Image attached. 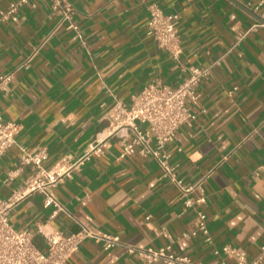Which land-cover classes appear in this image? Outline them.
Returning <instances> with one entry per match:
<instances>
[{"label": "crops", "instance_id": "crops-1", "mask_svg": "<svg viewBox=\"0 0 264 264\" xmlns=\"http://www.w3.org/2000/svg\"><path fill=\"white\" fill-rule=\"evenodd\" d=\"M14 1L0 0V76L10 75L0 88V115L20 131L0 158V201L32 173L19 164L22 152L45 150L44 167L57 169L96 141L105 150L55 188L66 213L52 218L53 208L33 194L9 211L12 228L30 232L41 251L47 242L38 228L66 236L84 226L123 245L103 251L88 239L64 264H140L124 246H170L192 261L219 264L224 256L213 250L228 245L235 255L225 264L256 260L264 246V28L253 25L264 20V0H79L71 21L82 39L59 25L43 0L4 19ZM150 3L178 15L177 59L146 34ZM190 67H210V74L188 105L195 120L165 148L186 186L204 179L193 196L205 204L187 209L152 157L119 158L125 133L109 138L107 117L115 101L129 104L150 84L176 86ZM197 209L206 215L211 244L183 238Z\"/></svg>", "mask_w": 264, "mask_h": 264}, {"label": "built area", "instance_id": "built-area-1", "mask_svg": "<svg viewBox=\"0 0 264 264\" xmlns=\"http://www.w3.org/2000/svg\"><path fill=\"white\" fill-rule=\"evenodd\" d=\"M31 0H15L9 5L8 11L3 16L17 11L22 6L34 7ZM49 5L51 15L59 19V25L67 24V29L72 30L79 39H82L81 31L72 23L74 2L79 0H43ZM149 13L146 23V34L151 36L161 50L166 51L173 59H177L180 52V42L177 33L178 15L165 14L155 4H148ZM253 27L264 28V20L257 21ZM210 67H190L186 76L176 86L150 84L144 87L129 104L115 101L108 114V137H118L119 132L124 131L125 139L121 145L119 158L140 156L152 157L161 170L167 175L168 180L178 189L179 199L184 208L192 209L205 204L204 196L194 197L196 191H201L204 179L192 186H186L178 178L174 168L169 164L170 154L165 150L166 146L176 140L177 130L187 121L195 120L188 105L197 101L199 85L209 77ZM10 80V75L0 76V88ZM140 126H144L141 129ZM20 131V125L16 122L5 121L0 115V158L16 145V137ZM105 142L96 141L89 144L85 154L63 168L46 169L43 163L47 159L45 150L34 152H22L19 159L21 167L32 168V173L26 178L22 187L14 191L8 198L0 201V264H64L85 240H92L99 244L103 251L115 247H123L119 237L111 234H96L88 228L80 229L70 235H62L55 232H44L38 228V233L47 242L44 251L39 250L33 243V235L24 230H15L8 222L9 211L21 203L26 197L39 194L43 197V206L52 207L53 218L58 213H66V209L54 195V190L59 182L77 169L84 161L92 156H100L104 153ZM178 151H180L178 149ZM264 175V161L260 166ZM196 223L193 230L183 234V238L201 236L206 244L212 240L207 228L206 215L201 211H195ZM128 254H137L141 258L140 264H203L192 261L186 255L172 252L170 246L158 249H139L124 246ZM214 255H222L224 259L219 264H225V258L235 255V250L228 245L213 250ZM264 258V246L256 260L249 264H260ZM237 264H247L243 258H238Z\"/></svg>", "mask_w": 264, "mask_h": 264}]
</instances>
